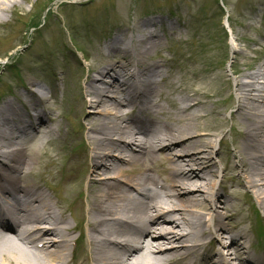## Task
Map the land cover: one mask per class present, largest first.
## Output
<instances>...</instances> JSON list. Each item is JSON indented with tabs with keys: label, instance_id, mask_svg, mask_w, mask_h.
<instances>
[{
	"label": "bare ground",
	"instance_id": "6f19581e",
	"mask_svg": "<svg viewBox=\"0 0 264 264\" xmlns=\"http://www.w3.org/2000/svg\"><path fill=\"white\" fill-rule=\"evenodd\" d=\"M17 1L0 0V21ZM154 20L96 46L76 104L86 149L49 178L57 192L35 178L43 144L59 137L47 95L27 78L0 102V264H264L235 201L243 191L264 214V54L243 66L233 49L231 79L196 64L165 73L149 54L177 34ZM158 24L162 35L147 28ZM220 94L235 107L227 159Z\"/></svg>",
	"mask_w": 264,
	"mask_h": 264
},
{
	"label": "rangeland",
	"instance_id": "374dc122",
	"mask_svg": "<svg viewBox=\"0 0 264 264\" xmlns=\"http://www.w3.org/2000/svg\"><path fill=\"white\" fill-rule=\"evenodd\" d=\"M21 5L10 10L0 21V102L12 99L28 79L36 82L47 95L45 111L54 115L53 126L59 130L45 141L38 165L35 167L43 187L55 192L59 181L49 178L64 176L69 156L81 154L86 149L82 114L77 102L88 69L98 62L96 46L105 38L122 36L128 31L141 30L139 21L161 19L167 29L174 26L176 36L163 37L150 52L149 57L163 65L165 73L173 68L196 64L210 69L214 75L220 70L231 79L229 64L232 50L243 49L247 63L254 64L264 54V0H18ZM219 2V3H218ZM50 12L46 13V8ZM38 25L35 29L28 26ZM169 27V28H168ZM151 31L163 34L160 24L148 25ZM172 38V39H171ZM257 39L261 42H255ZM61 46L65 47V50ZM8 62H7V61ZM7 62V63H6ZM49 83L56 84L54 95L48 93ZM226 84H222L223 88ZM230 101L233 99L232 82ZM162 90L169 91L167 85ZM224 108V138L216 147L227 159L233 149L230 132L233 121L230 113L234 105L227 96H217ZM167 106V103H163ZM54 158L56 166L51 165ZM221 170L223 164L218 163ZM87 168L81 172L86 174ZM64 172V173H63ZM225 175V174H224ZM223 172L216 178L224 181ZM61 179V178H60ZM59 179V180H60ZM228 181L225 184L228 185ZM85 181L81 182L79 198L84 206ZM64 201V200H63ZM237 205L246 219L244 227L261 254L264 241V214L254 199L239 191ZM65 202V201H64ZM70 202V201H68ZM84 208V207H83ZM84 230L85 224L81 222Z\"/></svg>",
	"mask_w": 264,
	"mask_h": 264
}]
</instances>
